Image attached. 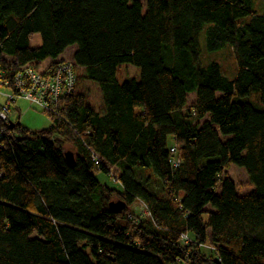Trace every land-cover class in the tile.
I'll return each instance as SVG.
<instances>
[{"label":"trees","instance_id":"16d2710c","mask_svg":"<svg viewBox=\"0 0 264 264\" xmlns=\"http://www.w3.org/2000/svg\"><path fill=\"white\" fill-rule=\"evenodd\" d=\"M0 68L60 88L0 119V264H264V0H0Z\"/></svg>","mask_w":264,"mask_h":264},{"label":"rangeland","instance_id":"374dc122","mask_svg":"<svg viewBox=\"0 0 264 264\" xmlns=\"http://www.w3.org/2000/svg\"><path fill=\"white\" fill-rule=\"evenodd\" d=\"M200 44L202 46L204 45V34L200 35L199 38ZM40 42V36L37 34L35 38L32 40L33 45L37 44ZM66 52V51H65ZM64 52V53H65ZM204 52V50H203ZM207 56L210 58H214L215 53H209L207 52ZM68 54H71V49L67 50L66 53V58H68ZM205 60V59H204ZM50 60H44L42 63L39 64V71H44L46 68H48L50 65H48V62ZM48 65V66H47ZM224 71H226L228 74L232 72L231 68H223ZM137 74V69L135 66L132 65H126L122 64L121 67H119L118 71V77L120 80H129L132 77H127V76H132ZM227 74V75H228ZM228 76H231L230 74ZM123 77H126L125 79H122ZM4 77H0V85H1V91H0V112L2 111V107L6 105L5 103H9V115L10 119L14 122L19 121L20 125L26 128L32 136H35L37 131L44 129L46 127H49L52 124L51 118L48 116L47 113L43 112L39 104L35 103L32 104L28 99H25L23 97L17 98L12 93L10 92L9 89L10 86L6 87L7 81H4ZM93 82V81H92ZM90 82L88 80H82L80 81V88L82 91L86 93V100L88 103L93 104V105H98L100 93L97 85L95 82ZM10 92L11 98L8 100V94ZM194 99L193 94L188 95V100L189 103H192ZM4 104V105H3ZM3 105V106H2ZM65 148H68L69 145L66 144L64 146ZM97 178L103 183L107 182L110 183L106 177V175L102 172H97L95 173ZM228 174L231 176V178L234 180V182L237 185V188L240 192H245L250 188V182L248 179L247 174L239 168H236L232 166L231 169H228Z\"/></svg>","mask_w":264,"mask_h":264},{"label":"built area","instance_id":"2783aa9c","mask_svg":"<svg viewBox=\"0 0 264 264\" xmlns=\"http://www.w3.org/2000/svg\"><path fill=\"white\" fill-rule=\"evenodd\" d=\"M24 68L25 71L23 74H20V72H18V78L20 80L17 79V83L18 84H22L24 82V79L26 77H28V75L32 76V79L33 78H36L32 73H33V69L31 68V66H25ZM1 68H0V77L2 76V73H1ZM59 71H66V67L64 66H61V68L59 69ZM40 78V77H39ZM55 84H53V82L50 84V82L48 80H44V78H40L39 80H35V83L32 85V83H30V85L27 83V85L25 87H20L19 88V97H23L25 99H28L32 104H39L40 107H43V106H47L48 105V99L46 98V93L45 91H47L46 89L48 87H51L52 85L55 87L54 89V99L56 98L57 94L59 93L60 91V88L58 86L59 84V81L58 80H55L54 81ZM66 84L67 86H70L71 85V80H70V77L66 79ZM67 90V89H65ZM0 91H1V85H0ZM52 91V90H51ZM53 92V91H52ZM51 92V93H52ZM8 96V100L10 99H13L11 98V95L10 93L7 95ZM6 105H2V111L0 112V119L1 120H4V122L7 120V116L9 115V103H5Z\"/></svg>","mask_w":264,"mask_h":264},{"label":"water","instance_id":"95a60500","mask_svg":"<svg viewBox=\"0 0 264 264\" xmlns=\"http://www.w3.org/2000/svg\"><path fill=\"white\" fill-rule=\"evenodd\" d=\"M14 126V124L13 123H11L10 124V127H13ZM65 157H66V159L69 161V162H72L73 161V155H72V153L70 152V151H66L65 152ZM114 206V205H113ZM123 205H119V207L118 208H121Z\"/></svg>","mask_w":264,"mask_h":264}]
</instances>
